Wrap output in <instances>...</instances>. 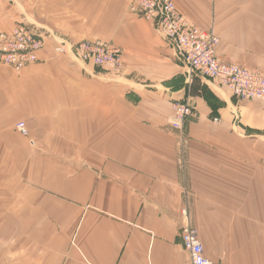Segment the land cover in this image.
Returning a JSON list of instances; mask_svg holds the SVG:
<instances>
[{
    "label": "crops",
    "instance_id": "obj_1",
    "mask_svg": "<svg viewBox=\"0 0 264 264\" xmlns=\"http://www.w3.org/2000/svg\"><path fill=\"white\" fill-rule=\"evenodd\" d=\"M174 1L220 59L264 71V0ZM130 3L0 0V31L45 41L22 70L0 61V264H190L185 207L215 264H264V101L190 76ZM84 40L121 48L122 70L61 52Z\"/></svg>",
    "mask_w": 264,
    "mask_h": 264
},
{
    "label": "built area",
    "instance_id": "obj_2",
    "mask_svg": "<svg viewBox=\"0 0 264 264\" xmlns=\"http://www.w3.org/2000/svg\"><path fill=\"white\" fill-rule=\"evenodd\" d=\"M130 9L151 22L166 37L190 76L208 78L239 99L264 101V71L220 59L217 55L220 37L215 29L192 25L178 11L174 0H131ZM44 47V38L26 25L0 31V61L17 71L39 61ZM61 52L70 53L76 59L93 63L110 73H119L124 66L122 49L102 40L64 45ZM172 108L170 122L175 128L182 129L193 113L192 104L188 100L176 101ZM17 129L28 135L24 121L17 124ZM182 219L181 240L190 255V264H215L207 257L199 232L190 224L187 207L182 209Z\"/></svg>",
    "mask_w": 264,
    "mask_h": 264
},
{
    "label": "rangeland",
    "instance_id": "obj_3",
    "mask_svg": "<svg viewBox=\"0 0 264 264\" xmlns=\"http://www.w3.org/2000/svg\"><path fill=\"white\" fill-rule=\"evenodd\" d=\"M17 25H20V24H17ZM16 25V26H17ZM23 25H26V24H23ZM27 26V25H26ZM85 41V40H84ZM81 42V41H80ZM104 42H106V41H104ZM108 43V42H107ZM79 60V59H78ZM81 61V60H80ZM250 101H252V100H250ZM256 102H260V101H256ZM24 136H28V135H24Z\"/></svg>",
    "mask_w": 264,
    "mask_h": 264
}]
</instances>
